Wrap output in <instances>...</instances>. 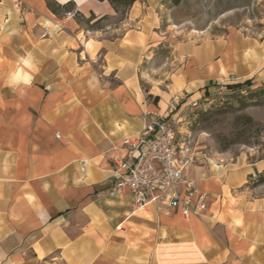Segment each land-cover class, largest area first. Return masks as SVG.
Wrapping results in <instances>:
<instances>
[{"label":"crops","instance_id":"0c3cea01","mask_svg":"<svg viewBox=\"0 0 264 264\" xmlns=\"http://www.w3.org/2000/svg\"><path fill=\"white\" fill-rule=\"evenodd\" d=\"M17 2L0 0V264H264V191L251 183L264 157L251 150L193 147L185 178L210 198L201 217L108 194L145 114L264 87V37L178 41L157 0ZM163 44L169 69L149 79Z\"/></svg>","mask_w":264,"mask_h":264},{"label":"rangeland","instance_id":"374dc122","mask_svg":"<svg viewBox=\"0 0 264 264\" xmlns=\"http://www.w3.org/2000/svg\"><path fill=\"white\" fill-rule=\"evenodd\" d=\"M157 14L159 27H170L178 41L188 36L216 38L230 32L256 39L264 37V0H157ZM121 18L118 14L108 23L118 24ZM171 56L166 44L159 47L156 60L147 66L149 79L167 72L166 59ZM149 79H145L147 84ZM248 90L223 86L192 101L175 115L178 137L188 136L191 146L206 157L221 153L235 157L248 150L254 159L264 157V135L256 137L254 131L242 133L234 122L237 115H247L264 126V106L242 109L236 101ZM231 104L234 112L225 113ZM261 190L264 191V184Z\"/></svg>","mask_w":264,"mask_h":264},{"label":"built area","instance_id":"2783aa9c","mask_svg":"<svg viewBox=\"0 0 264 264\" xmlns=\"http://www.w3.org/2000/svg\"><path fill=\"white\" fill-rule=\"evenodd\" d=\"M143 120L140 134L123 141L125 156L112 160L115 182L108 194L116 196L128 190L135 210L160 204L184 217L203 216L210 198L196 188L195 181L185 178L195 162L189 137H178L172 117L147 113Z\"/></svg>","mask_w":264,"mask_h":264},{"label":"trees","instance_id":"16d2710c","mask_svg":"<svg viewBox=\"0 0 264 264\" xmlns=\"http://www.w3.org/2000/svg\"><path fill=\"white\" fill-rule=\"evenodd\" d=\"M119 1V0H116ZM177 2V0H176ZM247 82L243 84H234L229 85V89L233 90H241L246 86ZM240 108L244 109L247 107H261L264 106V87H259L256 89H250L246 94L237 97L236 99ZM222 109H224L222 107ZM235 108L231 104L226 110L225 113L234 112ZM235 125L237 128L241 127L242 133H248L254 131L255 136L264 135V126L261 123L254 121L250 116L247 115H237L234 119ZM262 137V136H261ZM251 183L253 187L260 186L264 184V172L257 175L256 177L251 179Z\"/></svg>","mask_w":264,"mask_h":264}]
</instances>
